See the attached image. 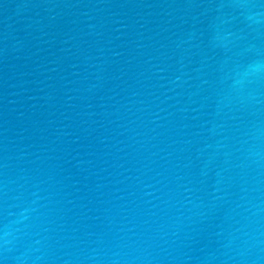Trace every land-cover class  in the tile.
I'll return each mask as SVG.
<instances>
[{"label":"water","instance_id":"water-1","mask_svg":"<svg viewBox=\"0 0 264 264\" xmlns=\"http://www.w3.org/2000/svg\"><path fill=\"white\" fill-rule=\"evenodd\" d=\"M0 264H264V0H96L1 59Z\"/></svg>","mask_w":264,"mask_h":264}]
</instances>
